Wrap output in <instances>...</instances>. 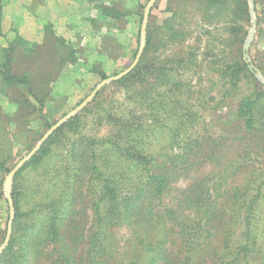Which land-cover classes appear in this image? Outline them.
Instances as JSON below:
<instances>
[{"label":"rangeland","instance_id":"374dc122","mask_svg":"<svg viewBox=\"0 0 264 264\" xmlns=\"http://www.w3.org/2000/svg\"><path fill=\"white\" fill-rule=\"evenodd\" d=\"M207 1L209 6L204 0H0V68L3 69V64L12 74L22 75L21 81L25 82L13 87L0 75V247L3 246L0 264H65L64 259L58 258L54 243L42 236L40 227L34 229L31 236L30 233L24 237L20 235L24 231L17 233L19 239L13 244V255L9 256L10 252H7L2 256L12 236L15 193L19 210L28 212L46 192L52 198L63 194L66 197L64 209L72 211L69 216L61 218L64 223L60 236L67 243L61 242V251L71 260L75 259V264H87V239L93 230L88 196H97L98 193L95 188L89 191L87 188L91 186L90 181L95 185L99 181L91 174L90 167L88 171H78L80 177L75 182L76 199L72 204L67 201L71 185L63 190L61 184L63 178L67 177L69 181L68 176H71L65 167L66 146L62 143L66 144L65 139L76 135L68 132L58 137L50 152L37 165L25 166L37 154L39 146L11 180L7 182L6 179L11 169L67 114L70 117L58 127L83 112L87 114L81 119L83 134L93 136L101 143V139L109 137L111 124L103 121L96 125L98 122L92 120L94 97L103 108L110 110L114 118L109 122L113 124L116 119L139 117L140 120L135 119V124L141 123L138 131L146 133L138 138V143L140 141L145 152L153 154L156 159L162 153L174 150V143L169 139L170 129L177 131L182 139L195 132L204 133L209 140L208 152L197 157L194 167L174 176L171 190L162 203L155 201L158 215L152 216L154 220L156 216H161L156 221L163 222L166 216L169 220L171 215H166L164 206H171L196 180L202 183L204 195L214 196L218 204L225 203V199L235 192L240 194L247 186L249 193H256L255 186L264 181V139L259 135H247L234 115H228L231 120L228 123L215 118L218 115L224 120L229 110L234 112L236 97L240 92H246L255 81L264 85V0H247L244 10H247L249 20L237 10L236 1ZM149 3L146 25L151 37L146 60L151 64L163 61L166 66H172L168 59L180 53L179 50H183L180 54L185 58L168 77L170 83L178 84L174 92L168 90L170 85L164 81L155 80L157 78L152 73L144 78L153 82L150 97L156 100L151 108L142 99L139 103L137 101L142 95L137 94L136 84L141 83L132 78L117 81L138 65L141 54L137 62H133L141 38L142 21L139 19L141 14L143 19ZM207 9L209 13H206ZM232 24L241 25L242 29L232 32ZM175 31L180 34L172 39ZM241 48L250 65L258 67L255 79L241 72L239 80L231 79L224 72L230 62L239 61ZM231 83L236 85L232 91L234 96L222 99V88ZM173 106L175 108L170 112ZM257 106L258 116L264 115L259 111L264 100ZM85 108L90 109V113H85ZM189 117L190 122L186 120ZM262 119L264 121V117ZM75 146L77 152L83 153L82 162L89 161V148L83 136L77 139ZM125 163L124 157L97 158L102 170H115ZM259 196L256 217L262 225L264 185ZM64 209L62 214H68ZM204 220L202 216L197 218L200 224ZM8 226L10 233L6 240ZM208 229V250L215 253L220 234L216 226ZM105 231L115 244V252L105 263L127 264L139 250L132 226L123 223ZM165 245H171V240L165 241ZM197 256L199 264L210 258L207 253L198 252Z\"/></svg>","mask_w":264,"mask_h":264},{"label":"trees","instance_id":"16d2710c","mask_svg":"<svg viewBox=\"0 0 264 264\" xmlns=\"http://www.w3.org/2000/svg\"><path fill=\"white\" fill-rule=\"evenodd\" d=\"M204 1L209 6V2ZM221 1L217 0L219 3ZM233 1H236L237 10L243 12L246 19L249 20L248 12L244 10L247 8V0ZM253 2L255 1L253 0ZM206 13H209V9L206 10ZM141 21L142 14L139 19V22ZM239 29H242L241 25L232 24L230 26L232 32ZM174 33L176 34L173 38L171 37L172 39H175L180 31ZM233 36L234 33H232ZM150 37L146 25L145 46L138 65L131 73L117 81L123 82L132 78L134 82L141 83L136 84L137 94L142 95L138 97L137 101L139 103L142 99L151 108L152 103L156 100L150 97L153 82L144 78L152 73L151 75L157 78L155 80L164 81L170 85L171 89L168 90L174 92L178 89V84L170 83L168 77L170 71L178 68L185 58L180 54L183 50H179L180 53L168 59L173 63L172 66H166L163 61L151 64L145 58ZM174 63L177 66H174ZM250 64L251 62L243 57L241 48L239 61L235 59L230 62L224 72L231 79L239 80L240 72L255 79V71L258 70V67ZM1 66L3 69L0 68V75H3V79L8 81L7 83H11L13 87L25 83L21 81L22 75H14L8 68H4L3 64ZM222 89L223 92L220 96L222 99L232 98L234 96L232 91L236 89V85L231 83ZM236 99L234 112L229 110L226 115L230 114L238 118L247 135L251 134L252 137L259 135L264 139V121L262 119L264 115L258 116L257 110L258 103L264 100V85L255 81L246 92H240ZM92 101L94 104L91 111L92 120L98 122L96 125L102 124L103 121L111 124L109 137L101 139V143L97 142L99 139L83 134L81 119L87 114L77 113L53 130L40 145L37 154L33 155L25 164V166L37 165L50 152L51 145L54 141H58V137L64 136L68 132L71 135H76L72 139H65L66 144L62 143V146H66L63 156L66 160L65 167L71 176H68L69 181L67 177L63 178L61 184L64 187L63 190H67L71 185L67 201L72 204L76 199L75 182L80 177L78 171L83 169L88 171V167H90L91 174L99 181L96 185L91 184L92 181H90L91 186L87 188L88 191L95 188L98 192L97 196H88L92 210L91 227L93 230L89 232L87 239V264H106L107 258H111L115 252L113 251L115 244L105 230L123 223L132 226V235L139 241L138 253L134 257H130L127 264H159V262H161L160 264H199L197 262L198 252L210 255L209 261L204 264H264V223L261 225L256 217V208H258L261 199L259 190L264 185V181L258 182L255 186L256 193H249L250 188L247 186L241 190L240 194L235 192L230 198L225 199V203L218 204L214 196L209 193L204 195L202 183L196 180L185 188L171 206L162 205L166 215H171L169 220L166 216L163 222L156 221L161 216H156V220L152 217L158 215L155 213L157 212L155 201L162 203L171 190L170 184L174 176L180 171H187L194 167L197 157L205 151L208 152L209 140L204 133L196 134L195 132L185 135L182 139L177 131L170 129L169 139L174 143V150L162 153L156 159L153 154L145 152L140 141L138 143V138L146 133L143 130L138 131L141 123H135L136 120H140L139 117L116 119L117 122L113 124L109 122L114 118L109 112L110 110L103 108V104L96 97ZM158 104L160 105L161 102ZM174 108L173 106L169 111L173 112ZM260 109L259 111L264 114V106L263 108L260 106ZM83 111L90 113L88 108ZM153 117L155 118V116ZM229 117L222 120L221 116L217 115L215 120L228 123L231 121L228 120ZM186 120L190 122L191 118ZM80 136H83L89 148L90 158L85 163L82 162L83 153L77 152L75 146ZM111 155L124 157L125 165L118 166L115 170H102L97 164V158L99 160L106 159L108 156L112 157ZM16 196L17 193H15L13 203L12 236L2 256L7 252H10L9 256L13 255L14 251L11 252L13 244L16 239H19L17 233L24 231L20 235L24 237L26 233H30L29 236H31L32 231L40 227L42 236L54 243V248L57 247L58 258L64 259L65 264H75V259L71 260L65 252L61 251V242L67 245L60 236L61 225L64 223L61 218L72 213L71 210L64 209L66 208L64 203L66 197L64 198V195L61 194V197L52 198L46 192L38 198V201L34 202L32 210L26 212L19 210ZM62 209L68 214H62ZM60 214L63 216L61 217ZM199 216L205 219L201 224L197 221ZM20 225L23 227H19ZM215 226L220 234V241L217 251L212 254L208 250L207 237L210 231L208 228ZM170 240L171 245H165V241Z\"/></svg>","mask_w":264,"mask_h":264},{"label":"water","instance_id":"95a60500","mask_svg":"<svg viewBox=\"0 0 264 264\" xmlns=\"http://www.w3.org/2000/svg\"><path fill=\"white\" fill-rule=\"evenodd\" d=\"M149 7H150V3L146 6V9H145V12H144V15H143V19H142V25H141V35H140V45H139V48H138V51H137V54H136V57H135V60L133 62V64H135L137 62V60L139 59V56L141 54V51H142V48H143V44H144V38H145V27H146V21H147V17H148V11H149ZM132 64V66H133ZM130 66L128 68L131 69ZM128 70L122 72V74H125ZM121 74V75H122ZM70 117V114H67L65 115L64 118L60 119L58 122H56L49 130L48 132L43 136V138L41 139V141L34 147V149L26 156L24 157L17 165L14 166V168L11 169L8 177H7V182H9L11 180V177L13 176V174L21 167L22 164L25 163V161L31 157V155L39 148V146L41 145V143L46 139V137L53 131L55 130L56 127H58V125L66 118ZM7 198H8V202H9V206L11 208V200H10V197L9 195H7ZM10 233V226H8V229H7V237H6V240L8 238V235ZM3 246L0 247V251L2 250Z\"/></svg>","mask_w":264,"mask_h":264}]
</instances>
